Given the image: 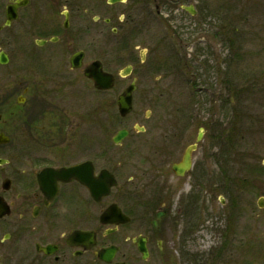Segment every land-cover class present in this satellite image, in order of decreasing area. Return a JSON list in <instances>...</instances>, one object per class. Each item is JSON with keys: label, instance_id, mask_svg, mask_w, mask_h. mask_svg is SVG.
<instances>
[{"label": "flooded vegetation", "instance_id": "1", "mask_svg": "<svg viewBox=\"0 0 264 264\" xmlns=\"http://www.w3.org/2000/svg\"><path fill=\"white\" fill-rule=\"evenodd\" d=\"M149 1L159 17L162 0H0V66L11 67L0 70V212L8 213L0 217V264H239V201L219 202L222 214L197 201L210 167L197 161L204 135L198 141L201 133L191 132L194 118H176L178 132L156 135L157 145L141 142L146 123L125 124L140 86L134 78L124 88L136 84L133 110L121 117L117 99L112 102L118 114L112 148L102 151L99 144L90 148L83 127L87 121L99 129V120L75 111L87 98L108 93L95 88L90 66L101 63L126 81L112 71V59L128 61L131 74L135 51L145 52L141 64L147 61L148 48L132 47L131 14L149 9ZM117 84L116 78L112 92ZM140 87L146 94L161 90ZM151 115L146 110L145 122ZM123 130L127 135L117 144ZM134 136L127 167L115 148ZM140 143L147 149L136 150ZM190 147V167L181 173ZM124 168L134 172L122 183ZM104 170L116 184L102 199ZM260 199L264 210V195Z\"/></svg>", "mask_w": 264, "mask_h": 264}, {"label": "rangeland", "instance_id": "2", "mask_svg": "<svg viewBox=\"0 0 264 264\" xmlns=\"http://www.w3.org/2000/svg\"><path fill=\"white\" fill-rule=\"evenodd\" d=\"M149 2V9L137 7L131 14L132 47L141 51L148 48L147 61L141 64L139 55L144 57L145 52L135 51V69L126 81L117 77L113 92L103 93L97 100L89 97L75 110L81 119L96 118L100 122L97 129L84 121L89 146L99 144L102 151L112 148V117H117L112 102L134 78L140 86L160 87L156 93L146 94L139 86L134 95V114L125 124L132 127L146 123L148 131L140 140L145 143L155 139L157 145L156 135L173 136L178 132L176 118L195 119L191 132L195 137L201 132L204 135L197 161L210 167L207 187L197 201H209L215 214L225 212L219 202L239 201L242 218L238 236L244 238V246L234 259L239 264H264V210L258 207L264 195V187L258 183L259 179L264 181V0H162L165 7L159 17ZM189 6L195 15L185 10ZM213 13L223 18L227 38L234 39L233 48L216 35L220 17H213ZM104 58L110 69L109 56ZM126 64L129 62L114 58L112 71L117 74ZM2 69L11 67L0 66ZM147 97L153 98L148 106ZM146 110L152 111V119L147 122ZM231 129L233 149L223 137ZM135 140L134 136L115 148L117 158L124 156L127 167L131 160L127 149ZM144 143L136 150H144ZM205 150L211 159H206ZM133 172L132 168L120 170L122 183Z\"/></svg>", "mask_w": 264, "mask_h": 264}, {"label": "water", "instance_id": "3", "mask_svg": "<svg viewBox=\"0 0 264 264\" xmlns=\"http://www.w3.org/2000/svg\"><path fill=\"white\" fill-rule=\"evenodd\" d=\"M117 0H112L111 2H116ZM191 14H195V11L189 10ZM130 68L126 69V72H123L124 76H127L130 73ZM88 77L92 78L96 88L101 90H110L114 86V77L110 74H106L103 72L100 65L97 67H92L87 70ZM135 90L134 85H131L128 87L125 92L118 98V107L119 111L122 116H126L128 113L132 110V93ZM127 134L126 131H120L118 136L115 138V142L119 143L123 137ZM200 139V137H199ZM195 149V147H190L184 157V161L181 165V173L184 170H187L190 167L191 163V153ZM112 184H115V181L112 183V176H109L107 172H102L101 174V189H100V195L105 196L109 193L110 187ZM5 213H0V216H3ZM113 255V252H112Z\"/></svg>", "mask_w": 264, "mask_h": 264}, {"label": "trees", "instance_id": "4", "mask_svg": "<svg viewBox=\"0 0 264 264\" xmlns=\"http://www.w3.org/2000/svg\"><path fill=\"white\" fill-rule=\"evenodd\" d=\"M213 17L219 18L220 16L217 13H213L212 14ZM216 35L218 37H220L222 39V41H225L226 44L228 45L229 48H233L235 43H234V39L233 38H227L228 34H226L224 25H223V18L220 17V26H219V30L216 32ZM235 96H238L237 94H235ZM232 129L229 131V137L228 140L230 141V146L229 149H233V138H234V134H231Z\"/></svg>", "mask_w": 264, "mask_h": 264}]
</instances>
